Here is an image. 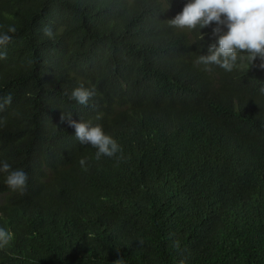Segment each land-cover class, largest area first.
I'll return each mask as SVG.
<instances>
[{
    "label": "trees",
    "instance_id": "trees-1",
    "mask_svg": "<svg viewBox=\"0 0 264 264\" xmlns=\"http://www.w3.org/2000/svg\"><path fill=\"white\" fill-rule=\"evenodd\" d=\"M187 2L0 0V162L28 175L0 173V264H264V69L196 65L218 37L168 25ZM64 113L122 152L97 160Z\"/></svg>",
    "mask_w": 264,
    "mask_h": 264
},
{
    "label": "clouds",
    "instance_id": "clouds-1",
    "mask_svg": "<svg viewBox=\"0 0 264 264\" xmlns=\"http://www.w3.org/2000/svg\"><path fill=\"white\" fill-rule=\"evenodd\" d=\"M170 27L177 29H200L213 23V36L217 42L208 47L207 55H199L196 65H203L205 71H211L210 65H218L225 71H232L237 60H247L250 65L259 58L260 68L264 69V0H188L181 12L167 20ZM226 29V31L224 30ZM44 36L54 39L52 29L45 26ZM15 26H9L7 32H0V47L6 46L12 39L8 33H15ZM202 38V36H201ZM244 53L245 55H239ZM6 52L0 51V60L6 59ZM260 91L264 93V87ZM95 95V88H86L83 83L73 89L70 99L87 106L90 98ZM12 95L0 96V111L10 105ZM61 122L74 128L75 137L81 144H89L97 149L96 159L101 156L114 157L122 149L118 142L106 134L102 126L93 125L91 121L72 119L71 113H64ZM3 121L0 120V124ZM122 158V157H121ZM85 166V160H80ZM86 170V169H85ZM0 173H5V183L13 191L23 194L26 191L28 175L23 169L13 170L6 162H0ZM13 240L10 229L0 227V250L5 249ZM178 247V242L176 244ZM114 264H123L117 259Z\"/></svg>",
    "mask_w": 264,
    "mask_h": 264
}]
</instances>
